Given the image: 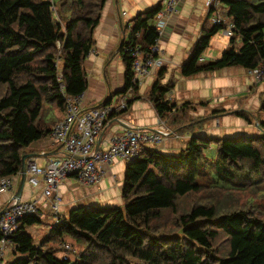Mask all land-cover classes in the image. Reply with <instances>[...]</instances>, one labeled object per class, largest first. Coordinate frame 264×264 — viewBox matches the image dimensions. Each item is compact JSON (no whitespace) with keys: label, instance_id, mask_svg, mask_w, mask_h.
I'll return each instance as SVG.
<instances>
[{"label":"trees","instance_id":"trees-1","mask_svg":"<svg viewBox=\"0 0 264 264\" xmlns=\"http://www.w3.org/2000/svg\"><path fill=\"white\" fill-rule=\"evenodd\" d=\"M105 1L0 0V178L18 173L26 148L49 135L65 108L64 93L77 95L87 88L83 62ZM220 1L234 24L228 46L219 58L198 63L220 25L205 28L182 61V75L231 65L253 68L264 59V0ZM160 5L137 13L130 39L119 46L124 88L137 86L127 48L139 45L148 56L159 38L153 19ZM174 84L171 78L166 83L157 79L150 88L158 113L168 114L175 106L165 99ZM189 107L191 101L178 106ZM49 110L54 112L51 123ZM259 111H264V96L257 113L235 114L248 122L257 119L264 128ZM183 123L182 131L193 125ZM209 187L253 191L244 193L247 199L255 193L264 196V135H191L183 149L172 153L144 147L126 163L122 204L107 209L77 204L67 215L59 213L40 241L28 228L41 217L24 216L11 236L15 257L3 264H264L263 214L243 207L220 212L218 206L225 209V202L200 199ZM66 240L80 249L64 259L52 243Z\"/></svg>","mask_w":264,"mask_h":264},{"label":"crops","instance_id":"crops-1","mask_svg":"<svg viewBox=\"0 0 264 264\" xmlns=\"http://www.w3.org/2000/svg\"><path fill=\"white\" fill-rule=\"evenodd\" d=\"M161 1L106 0L102 6L99 21L93 30L94 44L83 62L87 78L83 103L86 107H92L107 98L110 100L106 103L114 104L115 100L121 97L130 100L127 107L111 114L102 138L122 133L121 123L123 122L132 128L145 126L154 128L159 125L161 119H164L166 126L176 132L163 137L156 144L149 143L148 147H156L172 153L183 149L191 135L223 137L230 136L232 133L244 135L261 133V129L254 121L248 122L235 112H228L241 107L256 112L260 107V98L264 94V80L256 82L249 68L231 65L199 71L188 76L181 73L182 61L190 54L192 46L201 37L205 28H208L211 13L207 0H182L180 2L179 10L168 19L157 40L160 47L159 55L163 59L162 63L140 79L136 88L133 86L130 90H128L129 87L124 88L125 63L119 46L122 41H125L126 27L131 26V19L137 13L150 9ZM222 9L226 10V6L224 5ZM228 44L229 41L213 48L209 42L199 60L203 64L219 58ZM161 68L165 70L159 78ZM170 78L175 84L165 94V99L169 104H175L168 113L174 119L177 118L175 122H172L174 124L169 122L170 117L158 113L153 101L149 98L150 88L157 79L166 83ZM185 101H191V107L187 110L179 109L178 106ZM220 108L226 110L217 111ZM120 111L124 112V116L119 113ZM206 111L212 113H206ZM259 112L258 116L264 120L263 111ZM57 114L59 118L62 116V112ZM181 122L193 123V125L182 131L179 127L184 123ZM234 127L236 130L232 129ZM175 133L179 136L176 137ZM29 147L27 152H36L37 154L32 156H38V160L42 162L56 155H67L63 145L52 139L37 140ZM48 152L52 154L46 155ZM126 163L124 159H117L106 165L105 173L95 184L83 186L75 177H69L62 182L59 192V213L65 215L66 210L69 213L70 208L77 204L89 206L122 204L121 187ZM91 189L93 193H89ZM41 192V187H32L26 183L22 198L39 196ZM11 195L10 192L0 193V209L10 200ZM42 200L43 198L39 202L41 205ZM46 200L51 203L49 198ZM12 248L6 251L3 259L15 257L12 255ZM0 264H3V260Z\"/></svg>","mask_w":264,"mask_h":264},{"label":"built area","instance_id":"built-area-1","mask_svg":"<svg viewBox=\"0 0 264 264\" xmlns=\"http://www.w3.org/2000/svg\"><path fill=\"white\" fill-rule=\"evenodd\" d=\"M181 1H161L160 8L154 17V26L159 36L168 19L179 10ZM221 5L224 4L220 0H207L212 22L220 25L223 34L230 37L234 34V24L229 19L227 8L220 9ZM127 49L131 51L133 57L132 81L134 83L139 84L140 79L162 63L158 42L150 46V52L146 57L143 56L139 45H130ZM249 71L256 82L264 80V59L255 67L249 68ZM131 88L132 86H129L128 90ZM83 96V92L77 95L64 93L65 108L62 116L49 132L53 141L63 145L67 155H56L44 162L38 160V156H31L26 161V183L32 187H41L42 192L39 196L27 199L21 197L19 200L12 198L20 172L0 178V193H12L8 208L0 214V262L6 251L13 247L11 236L18 228L21 219L27 215L41 213L37 203L42 198L50 199L56 214L55 220L50 223L48 229L58 222L59 192L62 182L69 177H75L87 185L95 184L105 173L106 165L117 159L129 161L144 147H148L149 143L156 144L163 137L176 132L166 126L164 119H161L159 125L154 128L148 126L132 128L123 122L121 123L122 133L102 138L111 114L120 108L127 107L128 100L121 97L118 106L114 103H102L86 107ZM175 136L178 137L179 134L175 133ZM98 141L99 145L96 147ZM73 249L74 246L71 243L64 241L60 257L67 259Z\"/></svg>","mask_w":264,"mask_h":264},{"label":"rangeland","instance_id":"rangeland-1","mask_svg":"<svg viewBox=\"0 0 264 264\" xmlns=\"http://www.w3.org/2000/svg\"><path fill=\"white\" fill-rule=\"evenodd\" d=\"M223 6L224 5H221L220 9ZM213 26H214V23L212 22L211 19H209L208 20V27L211 28ZM126 29H127L126 38L124 40L128 41L130 39L131 27L128 26V27H126ZM228 41H229V36L223 34L222 29H220L212 35V37L210 39V45H212V47L215 48L216 46H219L220 43H227ZM198 63H201V60H198ZM263 96H264V94H263ZM113 102H114V99H113ZM119 102H120V99L115 100V105L118 106ZM237 109L248 112V110H245L242 107L237 108ZM224 110H226V109L220 108L217 111H224ZM119 113L120 114L122 113V116H124L123 111H120ZM206 113H212V112L206 111ZM263 113H264V111H263ZM53 114H54L53 110H49L47 113V116H48L47 118H48L50 123L52 122ZM164 115L170 117L171 119L169 120V122L171 124H174L172 122H175V119H174V117H172V115L171 116L168 114H164ZM239 117H242V116L239 115ZM232 129L236 130V127L232 128ZM239 131H241V130H239ZM233 135L234 136H242L244 134L232 133L230 136H233ZM245 135H264V131L261 129V133H259V134H245ZM43 138H47V139L51 140V137L49 135L44 136L40 139H43ZM40 139H38V140H40ZM213 145L216 148V144L213 143ZM26 149H30V147L28 146ZM212 151L215 152V149L212 148ZM212 151L207 150L206 152L208 154H211ZM77 180L81 185L87 186V184L83 183L79 179H77ZM242 192L243 193H238L236 191L229 190V189L209 187V188L202 191V197L200 194V199L205 197L206 202H208V203H211V202L223 203V202H225L227 205V207L225 209H223L221 205L218 206L219 207L218 210L220 212L226 211V209L230 210L233 208L243 207L244 209H248L250 211H253V213L255 211L257 212V210H258V211H260L261 214H263L262 217H264V196L261 195V193H255V196L252 199H247L246 195H244V193H250L253 191L249 190L248 192H246V191H242ZM89 193H93V189H91V191ZM94 193H96V190H94ZM236 199H238L237 202H236ZM39 202L37 203V205H38V208L40 209V211L42 213L41 215H39L41 217V220L37 224H33L32 226H30L28 228L29 231L35 237V241L41 240V237H43L45 235V233L47 232L49 224L55 220V216H56L55 210L53 209L51 203H49L47 200H42V205H41ZM93 205H96L98 207H103V209H107L108 207L111 206L109 204H100V205L93 204ZM67 213H68V211L66 210L64 212V214L67 215ZM165 216L168 219L169 213L166 212ZM166 218H165V220L167 221ZM66 241L71 243L74 246V249L71 251V253L69 255L74 254L73 257L76 256L75 253H76L77 249H80V246L74 245L72 243V241H70V240H66ZM52 245L59 246L58 247L59 249H58L56 254H57V256H61V249L63 248V243H61L59 245L57 242L56 243L53 242ZM5 260H6V258L3 259V261H5ZM132 264H145V263L136 260Z\"/></svg>","mask_w":264,"mask_h":264},{"label":"water","instance_id":"water-1","mask_svg":"<svg viewBox=\"0 0 264 264\" xmlns=\"http://www.w3.org/2000/svg\"><path fill=\"white\" fill-rule=\"evenodd\" d=\"M238 109L235 110H230L228 111L229 113H233L235 111H237ZM254 122L258 125V127L260 129H262L264 131V128L259 124V121L254 120ZM99 145V141L96 143V147ZM33 154H37L36 152H25L23 153L21 160H22V164H21V168H20V177L18 180V184L16 189L14 190V193L12 195V198H15L17 200H19L22 197V193H23V189L26 185V170H27V164L26 161L27 159L32 156ZM52 154L51 152L46 153V155H50ZM8 208V202L0 209V214H2L6 209Z\"/></svg>","mask_w":264,"mask_h":264}]
</instances>
